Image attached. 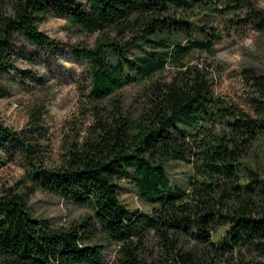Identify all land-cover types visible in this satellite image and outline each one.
<instances>
[{"label":"trees","instance_id":"16d2710c","mask_svg":"<svg viewBox=\"0 0 264 264\" xmlns=\"http://www.w3.org/2000/svg\"><path fill=\"white\" fill-rule=\"evenodd\" d=\"M258 2L11 0L0 7V80L17 74L18 57L57 48L38 30L51 13L97 35L92 48L72 50L90 75L96 120L88 139L47 167L31 141L36 117L20 132L0 126L25 160L30 184L0 193V264H264V168L250 158L264 136V76L244 73L246 111L216 96L206 66L191 59L214 54L228 26L263 32ZM132 84L141 88L129 111L118 95ZM171 162L193 173L186 190L170 182ZM123 181L149 212L122 203ZM37 191L91 215L60 227L37 219L29 207Z\"/></svg>","mask_w":264,"mask_h":264},{"label":"rangeland","instance_id":"374dc122","mask_svg":"<svg viewBox=\"0 0 264 264\" xmlns=\"http://www.w3.org/2000/svg\"><path fill=\"white\" fill-rule=\"evenodd\" d=\"M10 1L0 0V7L4 8ZM258 9L264 15V0H259ZM38 30L58 46L50 52L31 51L32 58L18 57L15 63L19 69L17 74L0 80V126L20 132L31 127L32 118L36 117L40 129L33 132L31 141L39 146L38 151H42L44 166L53 167L61 164L71 144L88 139L93 131L96 113L89 98V70L73 56L72 50L79 45L92 48L97 35L70 28L64 18L53 13L38 25ZM22 46L19 43L18 48ZM191 59L193 63L206 66L216 96L247 111L249 87L244 73L264 76V31L251 30L247 25L228 26L222 40L216 44L214 54L196 53ZM168 72L169 69L158 77L165 78ZM24 74L38 78L39 85L29 80L22 81ZM139 88V84H132L119 92L118 97L124 102L125 110L136 108ZM250 158L264 168V136L252 150ZM26 167L17 147L0 134V193L5 188L20 191L25 185L29 186L24 179ZM166 170L173 186L187 189L188 179L193 175L188 165L171 162ZM120 185L123 204L133 210L150 211V206L127 181ZM29 207L33 217L46 219L58 227L79 223L91 215L87 208L40 191L30 196ZM105 248L103 259L111 263L114 256L112 248Z\"/></svg>","mask_w":264,"mask_h":264}]
</instances>
